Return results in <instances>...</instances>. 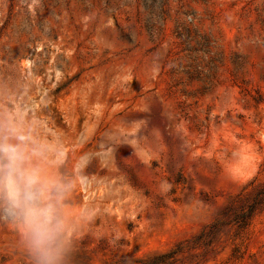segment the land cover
I'll return each instance as SVG.
<instances>
[{"label":"rangeland","instance_id":"374dc122","mask_svg":"<svg viewBox=\"0 0 264 264\" xmlns=\"http://www.w3.org/2000/svg\"><path fill=\"white\" fill-rule=\"evenodd\" d=\"M0 130L63 264H264V0H0ZM0 264H36L3 201Z\"/></svg>","mask_w":264,"mask_h":264},{"label":"clouds","instance_id":"9594fccd","mask_svg":"<svg viewBox=\"0 0 264 264\" xmlns=\"http://www.w3.org/2000/svg\"><path fill=\"white\" fill-rule=\"evenodd\" d=\"M41 155L23 135L0 130V201L22 224L36 264H63L65 188L36 162Z\"/></svg>","mask_w":264,"mask_h":264}]
</instances>
